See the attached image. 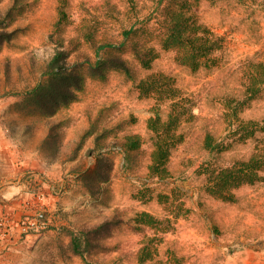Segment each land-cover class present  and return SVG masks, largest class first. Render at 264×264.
I'll list each match as a JSON object with an SVG mask.
<instances>
[{
  "label": "rangeland",
  "instance_id": "374dc122",
  "mask_svg": "<svg viewBox=\"0 0 264 264\" xmlns=\"http://www.w3.org/2000/svg\"><path fill=\"white\" fill-rule=\"evenodd\" d=\"M1 30L0 264H264V0H0Z\"/></svg>",
  "mask_w": 264,
  "mask_h": 264
},
{
  "label": "trees",
  "instance_id": "16d2710c",
  "mask_svg": "<svg viewBox=\"0 0 264 264\" xmlns=\"http://www.w3.org/2000/svg\"><path fill=\"white\" fill-rule=\"evenodd\" d=\"M173 33L176 34V37H175V40L174 42L178 45H181L183 43V38H182V33H183V28H179L177 30H175V32L173 31ZM12 33L11 32H6V31H3L1 30L0 31V38H3L5 39V41H9L10 38L12 37ZM111 47V45H102L100 46L99 49H104V48H109ZM56 61V58H54V61L52 62V66H53V63H55ZM98 63V62H96ZM115 65L118 66V68H121L122 70L124 71H127L124 64H121L120 62L116 63ZM54 71V70H53ZM57 71V70H56ZM60 73L59 72H52L51 76L54 77V75H59ZM68 93H63V92H60V91H57V96L56 98H51L53 100V102L57 103L58 101H61L62 103H65V101L68 99ZM138 149V138H128L127 139V144H124L123 146V150H124V153H125V163L127 164L129 161L132 160V156L134 155L135 151ZM158 157H154V163H157L158 159L160 158L161 156V153L159 155H157ZM167 157V154L163 155V157L161 158V160L163 159H166ZM160 161V160H159ZM155 165V164H154ZM155 167V166H154ZM232 172H231V169H226V170H221L220 171V177L219 178H223L225 177L226 175H230ZM74 251L77 253V254H80V251H79V248H78V245L77 244H74Z\"/></svg>",
  "mask_w": 264,
  "mask_h": 264
},
{
  "label": "built area",
  "instance_id": "2783aa9c",
  "mask_svg": "<svg viewBox=\"0 0 264 264\" xmlns=\"http://www.w3.org/2000/svg\"><path fill=\"white\" fill-rule=\"evenodd\" d=\"M43 215L41 212H38L36 218L33 220H29L24 223V226L22 230L24 232H27L28 230H37V229H42L43 228V221H42Z\"/></svg>",
  "mask_w": 264,
  "mask_h": 264
},
{
  "label": "crops",
  "instance_id": "0c3cea01",
  "mask_svg": "<svg viewBox=\"0 0 264 264\" xmlns=\"http://www.w3.org/2000/svg\"><path fill=\"white\" fill-rule=\"evenodd\" d=\"M0 153H3V154L0 155V160L5 161L7 164H10V163L14 164L13 161H16L14 158H11V155L9 154L8 149H7V151L0 152Z\"/></svg>",
  "mask_w": 264,
  "mask_h": 264
}]
</instances>
